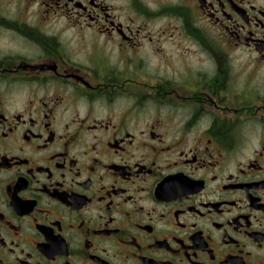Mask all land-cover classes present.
<instances>
[{
	"label": "flooded vegetation",
	"instance_id": "obj_1",
	"mask_svg": "<svg viewBox=\"0 0 264 264\" xmlns=\"http://www.w3.org/2000/svg\"><path fill=\"white\" fill-rule=\"evenodd\" d=\"M0 264H264V0H0Z\"/></svg>",
	"mask_w": 264,
	"mask_h": 264
}]
</instances>
